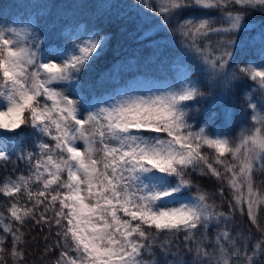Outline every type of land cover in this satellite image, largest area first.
Here are the masks:
<instances>
[{"label":"snow or ice","instance_id":"1","mask_svg":"<svg viewBox=\"0 0 264 264\" xmlns=\"http://www.w3.org/2000/svg\"><path fill=\"white\" fill-rule=\"evenodd\" d=\"M111 7L119 6L97 5L100 12ZM193 8L218 16L180 19ZM256 12L264 18V0H139V39L156 32L171 43L180 37L178 74L163 90L146 80L122 82L123 64L95 84L83 81L81 73L93 70L110 40L95 28L54 20L49 31L58 29L59 43L46 46L39 32L43 17L0 21V161L10 159L11 144L29 168L28 175L0 186L12 198L9 216L0 213V264L9 239L14 264H24L21 229L29 221L47 227L46 245L55 236L44 250L59 251L53 264H159L144 254L154 256L165 233V264H184L167 259L178 256L179 245L170 251L171 237L180 234L192 264H264V228L256 214L264 193L253 179L254 172H264V95L254 96L257 89L264 93V25L249 19ZM153 46L155 56L161 42ZM249 54L259 63L234 59ZM244 77L255 86L242 91L246 109L237 111L235 93ZM201 102L208 118L197 127L192 114ZM237 119L233 137L228 131ZM24 128L32 130L36 151L24 147ZM190 172L220 181L221 197L225 186L231 191L228 213L209 202L216 193L195 185ZM245 205L261 233L250 252L251 237H233L228 227Z\"/></svg>","mask_w":264,"mask_h":264},{"label":"trees","instance_id":"2","mask_svg":"<svg viewBox=\"0 0 264 264\" xmlns=\"http://www.w3.org/2000/svg\"><path fill=\"white\" fill-rule=\"evenodd\" d=\"M101 2L118 5L119 7H111L107 12H100L97 9V5ZM79 5H86L80 7ZM139 0H0V21L10 23L12 21H19L22 17H31L34 21L37 16L43 17L39 21V32L42 37H46L45 45L51 43H59L56 39V32L58 29L49 31V26L54 20L59 21L60 24L65 22L70 25H77L80 23L85 24L86 27L95 28L100 32L101 36H109L110 40L105 51L96 60L93 70L91 72L84 71L81 73L83 81L95 84L99 80L101 74L107 73L114 65L120 67L121 64L124 67L120 68L119 77L122 82H130L133 80H146L154 88L164 89L171 82L173 76L177 75V63L176 57L180 54L181 48L179 45L180 37L176 35L174 37L175 43L167 41L165 34L156 32L151 37L145 40L139 39L142 32L138 30V24L140 17L137 15V7ZM137 6V7H133ZM152 7H157L155 3ZM234 10V9H229ZM187 16L194 17H217L216 11H205L199 8L186 9L180 14V19ZM163 18V17H159ZM254 20L256 25H264V18L261 17L260 12H256L249 17ZM176 21L173 20L169 25L172 28ZM144 30L149 28L148 24H144ZM168 35H171L169 33ZM208 39L215 41L218 37L211 36ZM161 42V48L153 56L154 46L153 42ZM204 41H201L203 46ZM234 59L240 64H247L249 60H254L259 63L256 56L249 54L247 56H236ZM255 86V82L251 81L248 77H244L242 82L238 84L235 93V105L237 111L246 109V104L242 98V91ZM207 91V89H204ZM264 93H261L257 89L254 96L260 98ZM199 112H193L194 119L192 123L197 127L203 123L207 118V114L203 112L206 107V102H201L199 105ZM220 111L219 109H215ZM251 115V111L248 110L245 113L246 118ZM222 123V118L215 121L216 125ZM214 127V126H213ZM20 131V130H18ZM31 129L24 128V141L23 145L30 151H36L31 137ZM239 131L238 119L234 122V125L229 129L228 134L235 137ZM54 143L52 141H47ZM7 151L10 155L8 161H0V186L8 178L15 179L19 175H28L29 168L25 161L17 158V155L11 144L8 145ZM211 155V153H209ZM190 178L195 185H199L201 189L208 193H216L215 196L210 199L211 202H215L219 206V210L225 213L229 212L227 200L231 199L232 193L225 186L224 196L221 197L218 194V189L221 187V182L217 181L211 176H201L198 172H190ZM254 186L264 193V172H254L253 174ZM33 190H36V185H33ZM196 192V188L193 187L192 193ZM22 200V196H21ZM12 198L4 196L0 193V213H3L5 217L9 216L8 209ZM257 221L261 228H264V204L258 205L256 209ZM7 222V220L5 221ZM229 230L233 237L239 234L242 237H251L248 241V250L251 251L254 243L260 238L261 233L257 227L251 222L247 215L246 205L245 213L241 215L239 211L233 214V220L229 224ZM25 236L26 243V257L24 264H53V262L59 257V251L55 253L44 254L46 246H51L52 236L45 244L44 238L49 235L48 229L45 226H37L34 222H27L21 229ZM55 228L52 229L54 233ZM216 226L213 224L208 230V236L210 239H214L216 235ZM0 235H3L0 232ZM199 235V233H197ZM169 239L167 233L161 234L156 244L153 246L154 256L144 254V259L151 261L156 259L159 264H165V258L160 251V244ZM171 249L175 252L177 245H179L180 252L176 258L171 255L167 257L168 260L180 259L184 264H192V254L187 252L184 245V234H180L177 237H171ZM195 248V244L191 245ZM5 252L4 264H14L11 256V240L3 246ZM211 250V246H206ZM264 259V257H262ZM208 264V262H205ZM240 264H244L241 260Z\"/></svg>","mask_w":264,"mask_h":264}]
</instances>
